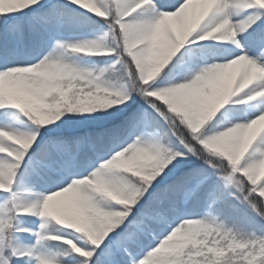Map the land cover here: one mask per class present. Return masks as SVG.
<instances>
[{
	"label": "snow or ice",
	"instance_id": "obj_1",
	"mask_svg": "<svg viewBox=\"0 0 264 264\" xmlns=\"http://www.w3.org/2000/svg\"><path fill=\"white\" fill-rule=\"evenodd\" d=\"M0 264H264V0H0Z\"/></svg>",
	"mask_w": 264,
	"mask_h": 264
}]
</instances>
